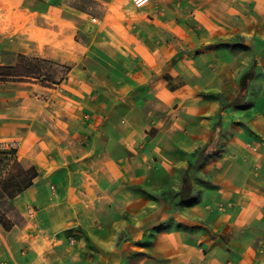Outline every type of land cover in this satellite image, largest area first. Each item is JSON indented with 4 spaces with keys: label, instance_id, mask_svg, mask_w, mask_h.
Here are the masks:
<instances>
[{
    "label": "crops",
    "instance_id": "0c3cea01",
    "mask_svg": "<svg viewBox=\"0 0 264 264\" xmlns=\"http://www.w3.org/2000/svg\"><path fill=\"white\" fill-rule=\"evenodd\" d=\"M10 1L98 25L0 41L71 67L0 110L33 170L0 199V264H264V0Z\"/></svg>",
    "mask_w": 264,
    "mask_h": 264
},
{
    "label": "rangeland",
    "instance_id": "374dc122",
    "mask_svg": "<svg viewBox=\"0 0 264 264\" xmlns=\"http://www.w3.org/2000/svg\"><path fill=\"white\" fill-rule=\"evenodd\" d=\"M25 1L31 3L33 0ZM67 3L69 5L76 3L75 5L85 10L90 8V11L96 13L94 15L96 17L102 14L100 9L102 3L97 0L92 2L67 0ZM31 5H17L10 0H0V41H4L9 36L18 35L20 38L27 36L51 44L56 41L57 29L61 28L64 31L65 41L68 43L72 42L76 36L73 30L78 31L77 36L86 37L89 30L98 25L96 19L78 14L69 6L62 9V14L52 12L44 16L38 12L33 13ZM64 54L67 58L70 56L67 51ZM14 61L13 56L0 54V110L14 101L23 99L29 88H32V85L27 84L28 82L38 84L37 92L43 90L50 92L43 86L51 89L58 88L59 84L68 78L71 70L70 66L58 61L27 55H21L16 65ZM30 176V171L19 163L11 149L0 150V185L6 194L4 200L13 199L21 194Z\"/></svg>",
    "mask_w": 264,
    "mask_h": 264
},
{
    "label": "trees",
    "instance_id": "16d2710c",
    "mask_svg": "<svg viewBox=\"0 0 264 264\" xmlns=\"http://www.w3.org/2000/svg\"><path fill=\"white\" fill-rule=\"evenodd\" d=\"M11 152L12 154L15 155L16 153V149H11ZM28 171H30V174L33 172L32 169H28ZM31 182V176H30V179L28 180L27 184L25 186H27L29 183ZM25 188V187H24ZM23 188V189H24ZM6 195L3 188L1 187L0 185V199L4 198ZM0 223L7 229L9 230L11 228V223H10V220H8V218L2 213V211L0 210Z\"/></svg>",
    "mask_w": 264,
    "mask_h": 264
},
{
    "label": "built area",
    "instance_id": "2783aa9c",
    "mask_svg": "<svg viewBox=\"0 0 264 264\" xmlns=\"http://www.w3.org/2000/svg\"><path fill=\"white\" fill-rule=\"evenodd\" d=\"M17 144L16 143H11L10 146H8L7 148L9 149H16Z\"/></svg>",
    "mask_w": 264,
    "mask_h": 264
}]
</instances>
